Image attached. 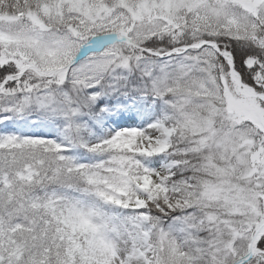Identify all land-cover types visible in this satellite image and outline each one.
<instances>
[{"label":"snow or ice","instance_id":"snow-or-ice-1","mask_svg":"<svg viewBox=\"0 0 264 264\" xmlns=\"http://www.w3.org/2000/svg\"><path fill=\"white\" fill-rule=\"evenodd\" d=\"M0 264H264V0H0Z\"/></svg>","mask_w":264,"mask_h":264}]
</instances>
